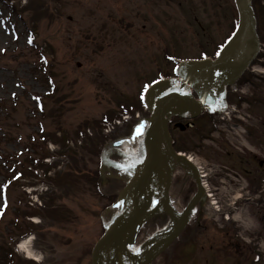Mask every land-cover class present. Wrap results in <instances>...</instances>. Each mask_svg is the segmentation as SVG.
Segmentation results:
<instances>
[{
    "label": "rangeland",
    "instance_id": "1",
    "mask_svg": "<svg viewBox=\"0 0 264 264\" xmlns=\"http://www.w3.org/2000/svg\"><path fill=\"white\" fill-rule=\"evenodd\" d=\"M235 22L232 0H0V166L3 160L16 157L25 162L38 160L46 149L51 152L60 148L61 139L66 137L72 147L70 156L79 169L73 170L68 163L61 162L47 170L46 176L57 180V185H48L42 191L39 205L27 192L33 184H36L33 190L43 189V181L38 180L42 176L37 177L28 170L30 165L43 169L45 161H37L40 168L36 163L18 165L17 169L23 173L15 182L0 167V264H13L10 259L14 255L18 256L15 257L18 262L28 260L18 244L27 236L20 232L30 223L36 225L30 234L34 238L28 245L37 258L26 261L27 264H90V250L103 230V222L111 215L104 208L127 176L125 167L104 166L103 175L98 179L101 193L97 191L94 174L100 165L99 154L96 156L88 149L93 132L103 133L101 129L105 130L106 126L102 119L105 116L117 119L124 114L123 109H131L129 112L134 117L145 114L139 99L148 83L172 76L174 58H199L203 51L215 53ZM34 97L44 103L40 114ZM235 99L236 95L229 93L227 101ZM231 112L224 120L246 124L251 109L245 104L233 103ZM224 120L217 123L219 132L228 134L234 128L239 134L236 146L219 144L225 139L212 130L213 121L206 114L194 119L193 129H174L170 124V132L177 148L191 153L204 170L212 168L215 174L232 183L233 175L252 178L255 174L246 163L250 157L243 150L248 148L254 152L259 148L256 138L261 136L264 140V136L257 128L252 135L240 125L222 124ZM42 130L54 134V140L59 143L51 138L42 142L39 138ZM78 130L86 136H76ZM95 138L99 141L100 135ZM28 142L32 145L31 153L24 148ZM217 146H220L218 150ZM110 158L121 166L129 161L118 154ZM176 171V180L180 182H173L169 202L174 211L183 209L192 191L191 177L180 166ZM58 172L63 175L58 176ZM235 183L232 187L223 181L219 191L225 199L218 200V205L235 224L230 225L231 229L217 226L222 225L220 216L212 215L210 203L204 201L192 214V219L196 212L203 219L196 230L200 239L195 243L191 238L186 241L183 233L152 264H233L237 259L241 260L240 264H251L252 258L246 253L249 248L245 245L247 239L251 241L253 232L264 229V222L257 225L255 207L249 206L252 201L245 199L254 189L250 192L246 186L238 189L244 192L243 200L239 201L236 198L239 179ZM225 185L230 191L225 190ZM170 221L171 218L162 217L145 224L137 233L136 247L143 248L151 237L166 230ZM209 224L214 232H207L206 237L215 238L210 242L203 240ZM224 230L228 235L221 234ZM237 231L246 240L235 237ZM232 238L241 241L240 253H232L234 247L229 244ZM254 241L264 253V235ZM215 250L221 253H213ZM175 253L179 255L173 258ZM192 258H201V262ZM254 264H264V257Z\"/></svg>",
    "mask_w": 264,
    "mask_h": 264
},
{
    "label": "water",
    "instance_id": "2",
    "mask_svg": "<svg viewBox=\"0 0 264 264\" xmlns=\"http://www.w3.org/2000/svg\"><path fill=\"white\" fill-rule=\"evenodd\" d=\"M234 2L238 12V25L220 57L215 61L180 62L177 67L180 79H161L153 83L147 90L145 102L150 116L138 120L127 136H121L104 146L101 158L105 162H108L107 153L115 150L131 157L144 154L145 160L140 168L135 169L127 184L119 191L116 202L108 207L109 210L116 208V213L92 248L91 264H113V260L124 253L129 257L131 264H150L153 257L164 250L179 234L187 221L189 211L201 196L202 189L199 186L197 175H195L199 188L197 194L189 201L181 216L175 220L166 237L155 239L146 249L145 255L140 261L133 251L136 231L144 221L154 214L161 211L169 213L167 199L171 167L167 161V153L173 157H179V155L171 147L166 126L167 117L177 115L192 118L201 112L203 105L212 112L219 111L224 104V87L233 82L243 66L253 58L256 52L258 40L255 34V22L250 8V0H234ZM245 35L248 37L249 50L240 63V69L226 79L220 93L216 94L213 88L208 85L199 84L198 77L202 73L227 64L234 58ZM162 86L166 87L165 90L156 93V90ZM190 88L197 93L198 100L192 97ZM140 125H143L142 135H137L136 130ZM152 130L159 133L157 136L165 147L164 152L160 147L151 143L149 135ZM151 182L155 183L153 191L149 186ZM140 196H143V199H140ZM154 200L159 202L155 207L153 206ZM124 206L129 213L122 218Z\"/></svg>",
    "mask_w": 264,
    "mask_h": 264
},
{
    "label": "flooded vegetation",
    "instance_id": "3",
    "mask_svg": "<svg viewBox=\"0 0 264 264\" xmlns=\"http://www.w3.org/2000/svg\"><path fill=\"white\" fill-rule=\"evenodd\" d=\"M252 8L253 12L256 17V29H257V36L259 39V48L257 50L256 56L251 60L250 64L245 68L243 73L240 75V77L236 81V103L238 105H243L245 104L247 108L251 109V112L249 114V120L247 123H238L237 121L234 122L235 126H241L243 127L246 131L250 132V134L253 135L252 131H256V128L260 133L264 136V73L257 71V68L264 69V3L261 2V0H252ZM254 67H257L254 69ZM243 86H245V89L243 90ZM251 106H253L251 108ZM241 111V109H240ZM236 113L239 112V109L235 111ZM246 113V112H245ZM180 120L176 118L172 123L171 127L174 129L176 124ZM184 122H186L184 120ZM237 122V124H236ZM257 136V135H256ZM249 138V137H248ZM258 142H256L259 146V148L255 149L254 153H249L246 152L244 155H248L250 157V162H246L249 164L251 167V170H253L252 173L255 175L252 176V189H254L253 196L251 197V201L253 202V206L255 207V212H254V217L255 220L257 221V225H260V221L264 222V159H261L259 156H263L264 158V140H261V136L259 138H256ZM224 140L220 141L219 144H224ZM227 144V142H226ZM229 145V144H228ZM220 148V146H218ZM223 150V148L221 149ZM255 167H259L258 170ZM250 169V168H249ZM248 171H251L249 170ZM198 225L200 223V219H196ZM263 224V223H262ZM261 224V225H262ZM206 227V226H205ZM197 228H189L188 229V236L187 239L189 240L191 238L192 243H195V241L200 239V234L196 233ZM207 232H214L213 227L209 224L208 228L206 227V232L203 235V240L205 239L209 240L210 239L213 241L215 238H210L206 237ZM257 232V233H256ZM255 233L253 232L252 234V243L254 244L252 246V249L249 250L248 255L250 257L253 256V254H259L260 253V259L261 257H264V253L261 254L259 251L257 244V241H254V239H260L262 235H264V229L260 230V228L256 231ZM229 232L227 231H221V234L223 235H228ZM259 233V234H258ZM208 236H211L210 234ZM233 240L232 243L229 242V244H233L234 250L232 253H240V241H237L236 239H231ZM234 242V243H233ZM203 247V246H201ZM219 251V252H218ZM221 253L220 250H215L213 253ZM243 253V252H242ZM193 253H191L192 255ZM225 254V253H223ZM193 256V255H192ZM241 257V256H240ZM213 258V257H212ZM201 259V258H199ZM192 258V261H198L201 262V260ZM214 260V258H213ZM204 262L207 263L208 260L204 259ZM259 262V261H257ZM257 262H252L251 264L257 263ZM241 260L237 259L234 261L233 264H240Z\"/></svg>",
    "mask_w": 264,
    "mask_h": 264
},
{
    "label": "bare ground",
    "instance_id": "4",
    "mask_svg": "<svg viewBox=\"0 0 264 264\" xmlns=\"http://www.w3.org/2000/svg\"><path fill=\"white\" fill-rule=\"evenodd\" d=\"M248 50H249V41H248L247 35H245L244 38H243V41H242V43H241V45H240V47H239V49L237 51V53H236V55L234 56V58L229 63H227V64H224V65L215 67L212 70H208V71H205L204 73H202L198 77V83L199 84H203V85H208L209 87H212L213 90H214V92L216 94L220 93L224 81L227 78H230L231 76H233L236 73V71H238L240 69V63H241L243 57L246 55V52H248ZM256 51H257V49H256ZM256 68L257 67H254V69H256ZM256 70L264 73V69L257 68ZM160 91H161V89H158L156 92H160ZM158 134L159 133L157 131L152 130L151 133H150V135H149V138H150V141H151L152 144H154L157 147H160V149L162 150L161 144H160V140H159V138L157 136ZM228 137H229V140L231 142H233L232 139L234 137V133L233 132H229ZM245 144L247 146H249V142H245ZM192 158L195 160V162L197 164H199L198 160L195 157H192ZM168 159H169V157H167V160ZM177 163L178 162L175 161L174 165L177 164ZM142 164L143 163L141 161H139V160H135L133 162H129L127 164V166H126L127 167V170H128V173H127V176L126 177H128L134 171V169L140 168L142 166ZM211 176H210V179H211ZM228 177L229 178H232L233 176L232 177L231 176H228ZM227 180L228 179H224V181H226V182H227ZM236 180L237 179L235 178V181ZM235 181H233V183L231 185H229V186L234 187L233 184H236ZM236 188H237V191H236L237 193L236 194L239 195L236 198H238L241 201L242 200V197H240V196L244 192L241 193L240 191H238V189H242L241 187L238 186ZM234 193L235 192L230 193V197H233V194ZM180 212H181V210H177V211L172 210L170 212L171 223L167 227V229H169V227L172 226V224L174 223V221L176 220V218L179 216ZM105 220H106V222H108L109 221V218H106ZM167 229L164 230L162 233L156 234L155 237H154V239H156V238L157 239H160V238L165 237V235L168 232ZM28 241H30V240H28V238L24 239L23 241H21L19 243L18 247H20V249H22V251H24V253L27 256H31V257L37 258V256L35 254H33V251L30 248H28ZM146 246H148V245H146ZM136 254H137L139 260H142L145 253H144V250L136 249ZM89 260H90V263H91V256H89ZM121 264H129V263L125 259L124 262L121 263Z\"/></svg>",
    "mask_w": 264,
    "mask_h": 264
},
{
    "label": "trees",
    "instance_id": "5",
    "mask_svg": "<svg viewBox=\"0 0 264 264\" xmlns=\"http://www.w3.org/2000/svg\"><path fill=\"white\" fill-rule=\"evenodd\" d=\"M36 98V97H35ZM36 101H39L38 102V104L41 106L42 105V108H39L38 109V111H37V114L38 113H40V112H43V102L42 101H40V99L39 98H36ZM4 104V103H3ZM14 104V103H13ZM139 105H140V108H141V104L139 103ZM5 108V107H4ZM3 108V109H4ZM124 110V112H129L131 109H123ZM104 119H107V120H111V117H108V116H106ZM134 121V119H133V114H132V117L130 118V119H128L127 121H125L122 125H120V126H117L116 128H115V130L112 132V134L111 135H109V134H103V133H101V132H99V134L97 133V132H93V135L95 136V137H97L98 135H100V140L98 141H96L95 139V137L93 136V138H92V140H93V142H91V143H89L90 144V146H89V150L90 151H92L96 156L98 155V153H99V150H100V147L108 140V139H111V138H113V137H116L117 135H120V134H125V133H127V131L129 130V127L131 126V124H132V122ZM125 129H124V128ZM120 131V132H119ZM81 135H85L86 136V134H85V132H82L81 130H78L77 131V134H76V136H78V137H80ZM40 140L42 141V142H47V141H49L50 140V138H51V140H53L54 142H58V141H55L54 140V134H52V135H50L49 133L47 134L46 133V131H44V130H42L41 132H40ZM103 138V139H102ZM102 139V140H101ZM61 143H59V147L60 148H58L57 150H55L54 152H49L48 151V149H46L45 150V153H43V154H41V156L40 157H38L39 159L38 160H36V159H28V160H26V162H25V159L23 160V159H19L18 157L17 158H13V159H7V160H5V163L7 162V165L5 164V165H3L2 166V168H4L5 169V171H8V174H10V177H12L14 174H16V173H18V171H20V172H22L23 173V171L22 170H19V169H17V166H14V168H12V167H8V165L11 163V164H17V165H19V167L21 166V165H23L24 164V162L25 163H33L35 160L36 161H41L43 158H45V157H47V156H50L51 158H52V161L51 162H49V163H43V172H44V178L43 179H45L46 181H49L48 182V184L49 185H51L52 187H54L55 186V184L57 185V180H54L52 177H51V179L49 178V177H47L46 176V172H47V170L48 171H50V169L53 167V166H55L56 164H59V163H61V162H63V163H68L67 165H69L73 170L74 169H76V167H75V165H74V161H73V159H72V157L70 156V153H72V147H70L69 145H68V139L66 138V137H64L63 139H61ZM32 145L30 144V142H28L27 143V145L24 147L25 148V151H27V152H32V148L31 149H29L30 147H31ZM22 154V153H21ZM20 154V155H21ZM29 155L30 154H28V156L27 157H29ZM66 161V162H65ZM30 165V164H29ZM38 165V164H37ZM39 166V165H38ZM30 167H31V165H30ZM77 171L79 170V169H76ZM28 172H31V169H29L28 170ZM58 174V176L61 174V175H63V173H60V172H58L57 173ZM94 179H95V181H97L96 182V184H95V187H96V189H97V191H100L101 190V188H100V186H99V170L98 169H96V171H95V174H94ZM47 196V195H46ZM44 204V207L46 206V204H47V198L46 199H44V202H43ZM39 216H41V214L39 213L38 214ZM6 257V256H5ZM18 262V261H17ZM19 263H23L21 260L19 261Z\"/></svg>",
    "mask_w": 264,
    "mask_h": 264
},
{
    "label": "snow or ice",
    "instance_id": "6",
    "mask_svg": "<svg viewBox=\"0 0 264 264\" xmlns=\"http://www.w3.org/2000/svg\"><path fill=\"white\" fill-rule=\"evenodd\" d=\"M29 42H31V41H29ZM220 53H217V55H219ZM214 111H215V109H213ZM142 128H143V125H140V126H138V128H137V135H142ZM121 203H123V202H121ZM158 201H156V200H154L153 201V206L155 207V206H157L158 205Z\"/></svg>",
    "mask_w": 264,
    "mask_h": 264
}]
</instances>
